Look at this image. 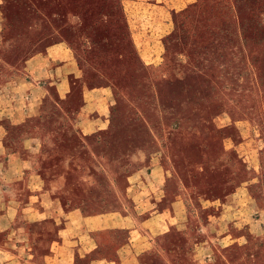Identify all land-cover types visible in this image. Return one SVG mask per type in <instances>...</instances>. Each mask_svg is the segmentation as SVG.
<instances>
[{"label":"rangeland","instance_id":"374dc122","mask_svg":"<svg viewBox=\"0 0 264 264\" xmlns=\"http://www.w3.org/2000/svg\"><path fill=\"white\" fill-rule=\"evenodd\" d=\"M0 10L6 36L0 57L11 67L62 44L81 72L82 88L112 94L107 137L90 139L94 185L77 203L104 224L91 228L88 221L85 260L69 264H134L142 250L131 259L126 245L141 241L138 232L122 217L112 219L117 229L107 218L116 211L128 221L142 217L114 178L171 145L200 143L209 125L239 127L235 134L251 140L233 164L261 200L264 0H0ZM223 149L220 140L212 154ZM195 208L204 217L198 203ZM194 216L186 221L192 224ZM256 232L248 226L230 232L207 264H264V231ZM157 245L149 249L152 264H183L170 237Z\"/></svg>","mask_w":264,"mask_h":264},{"label":"crops","instance_id":"0c3cea01","mask_svg":"<svg viewBox=\"0 0 264 264\" xmlns=\"http://www.w3.org/2000/svg\"><path fill=\"white\" fill-rule=\"evenodd\" d=\"M4 21L0 10V44ZM69 51L59 44L18 67L0 57V264L74 263L85 256L91 228L104 224L77 203L94 185L90 139L107 137L112 94L82 88ZM208 127L200 143L171 145L146 166L114 178L142 217L128 221L116 211L107 218L116 226L113 217H122L138 232L141 241L126 245L131 259L142 250L134 264H152L149 249L160 238H171L183 264H207L230 232L264 231V193L259 201L253 182L239 180L233 164L251 140L235 134L239 127ZM220 140L224 152L215 157ZM191 213L192 224L186 221Z\"/></svg>","mask_w":264,"mask_h":264}]
</instances>
